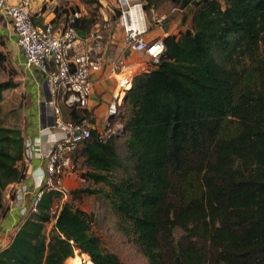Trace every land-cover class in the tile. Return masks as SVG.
<instances>
[{
    "label": "trees",
    "instance_id": "trees-1",
    "mask_svg": "<svg viewBox=\"0 0 264 264\" xmlns=\"http://www.w3.org/2000/svg\"><path fill=\"white\" fill-rule=\"evenodd\" d=\"M170 1L188 8L189 24L164 36L153 66L133 77L124 156L115 135L102 142L95 129L74 152L80 176L107 189L70 191L56 217L62 194L45 191L0 264H65L76 252L124 264L103 247L93 215L73 204L100 193L147 264H264V0ZM87 20L90 28L94 14ZM14 85L0 83V102ZM24 152L23 132L0 125V212L25 179Z\"/></svg>",
    "mask_w": 264,
    "mask_h": 264
},
{
    "label": "built area",
    "instance_id": "built-area-1",
    "mask_svg": "<svg viewBox=\"0 0 264 264\" xmlns=\"http://www.w3.org/2000/svg\"><path fill=\"white\" fill-rule=\"evenodd\" d=\"M33 2L0 0V18L9 23L16 36V44L24 56L23 67L37 70L46 82L50 100H44L43 129L58 132L61 137L49 144L44 155L41 153L39 138L24 139L25 164L38 157L44 160L45 167L40 182L32 190L24 181L15 186V198L12 201L19 207L22 223L38 211L45 191L54 189L62 194V200L55 203L50 211L54 217L58 215L62 203L69 198L70 191L64 184V178L74 170L72 156L79 145L91 136L92 127L86 120L87 115L81 122L64 120L62 107L86 109L93 89V74L104 68L106 61L103 53L112 38L118 35L125 48L140 52L152 61H156L164 51L162 38L147 36L150 25L141 0H115L113 9L120 12L119 16L113 19L104 12L101 17L96 14L94 24L87 30L81 29L87 19L82 10H74L65 15L66 22L60 28L54 21L55 16L43 24H37L31 8ZM57 6L55 0H48L43 9L54 13ZM132 8H136L133 14ZM177 10L179 7L174 6L171 12ZM164 19L165 15L154 21L160 23ZM108 65L116 81V88L107 108L104 128L99 132L102 142L115 133L113 125L120 116L133 77L145 68L127 64L121 56L110 60ZM30 191H33V196L26 204L25 196Z\"/></svg>",
    "mask_w": 264,
    "mask_h": 264
},
{
    "label": "crops",
    "instance_id": "crops-1",
    "mask_svg": "<svg viewBox=\"0 0 264 264\" xmlns=\"http://www.w3.org/2000/svg\"><path fill=\"white\" fill-rule=\"evenodd\" d=\"M7 1L15 2L16 0ZM47 1L48 0H34L31 8L35 14L36 23L43 24L45 21L55 16L54 21L58 28L63 27L66 22L65 15L63 16L56 12L49 13L47 10H44L43 6ZM55 1L57 5H59L58 0ZM189 20L190 16L188 15L187 7L179 8V10L173 12L172 15L166 16V19L160 23H155L154 19H149L147 21L150 25V31L147 36L151 38L157 36L163 38L168 34H178L188 26ZM151 33L155 35H150ZM0 37L4 40L3 49L8 55V58H10L15 64L14 66L16 70L23 72L26 75L25 77L28 80V84L34 91H36L35 95L39 97L38 90L40 88L44 94L42 87L44 79L37 70L25 69L23 67V53L16 44V36L11 26L3 18H0ZM119 56L124 58L127 64L141 68L145 65L143 60L145 56L142 53L125 48L118 35L117 37L112 38V41L107 46V50L103 53V57L106 61L104 68L93 74V89L89 97L88 106L85 109L87 111L88 119H92V129H95L98 133L104 128L107 108L112 101L113 93L116 88V81L111 76V69L108 62ZM42 98H45L44 95ZM41 103V100L38 98V105H41ZM125 114L126 107L125 102H123V106L120 109V116L113 125V130L115 132L113 135L116 136V139L122 137L120 135H122L123 131ZM43 117V107H41V111L34 112V115L29 119V125L23 132V135L24 139L34 140V138H39L41 142V153L44 155L47 153L49 144L60 138L61 134L55 131L44 130L43 127L45 122ZM44 167V160L38 157L31 159L29 163L26 164V176L23 181L31 190L40 182L42 175L44 174ZM8 194L9 191H6V198L4 201L5 210L0 212V250L9 245L22 223L19 214V207L9 199ZM31 196H33V191H30L29 195L25 196L24 203L27 204Z\"/></svg>",
    "mask_w": 264,
    "mask_h": 264
},
{
    "label": "rangeland",
    "instance_id": "rangeland-1",
    "mask_svg": "<svg viewBox=\"0 0 264 264\" xmlns=\"http://www.w3.org/2000/svg\"><path fill=\"white\" fill-rule=\"evenodd\" d=\"M141 2L147 20L157 19L164 15H172L171 9L174 6L179 7L170 0H141ZM58 3L59 5L55 8V12L63 16L71 14L74 10H82L87 17H90L91 13L101 17L102 12L111 17L116 15V11L113 9L116 3L115 0H58ZM96 20L101 21L98 18ZM81 29H89L87 19L83 22ZM150 35L155 34L151 33ZM3 46L4 40L0 37V53L4 55V58L0 59V83L11 81L15 85L2 91L0 125L16 127L24 132L34 112L41 111L42 106L38 105V98L43 102L42 96L44 94L40 88L38 90L39 97L35 95L36 91L28 84L26 75L15 69V64L8 58ZM143 60L145 68L142 72H145L149 67L153 66V61L147 57H144ZM41 77L43 78L42 75ZM62 109L65 112L66 107H62ZM117 145L119 156L122 158L125 153L122 137L117 139ZM76 156L77 152L72 158L74 169L76 170H73L70 175L64 178V184L68 190L72 191L86 187L106 190L107 187L105 185L93 184L80 176V161L77 160L76 163ZM121 174V170L117 169L113 172V178L116 180ZM73 204L93 215V230L100 237L102 245L107 251L116 254L124 264H147L146 258L137 247L119 230L117 218L109 210L107 200L103 194L83 195L80 200L73 201ZM72 258L79 259L78 263H73ZM72 258L68 259L69 261L67 260L65 264H91L88 256H83L79 252H76Z\"/></svg>",
    "mask_w": 264,
    "mask_h": 264
},
{
    "label": "water",
    "instance_id": "water-1",
    "mask_svg": "<svg viewBox=\"0 0 264 264\" xmlns=\"http://www.w3.org/2000/svg\"><path fill=\"white\" fill-rule=\"evenodd\" d=\"M42 87H43V90H44V100L45 101H49L50 100V97H49V94H48V91H47V87H46V82L44 81L43 84H42ZM44 105V101L41 103V106L43 107Z\"/></svg>",
    "mask_w": 264,
    "mask_h": 264
},
{
    "label": "bare ground",
    "instance_id": "bare-ground-1",
    "mask_svg": "<svg viewBox=\"0 0 264 264\" xmlns=\"http://www.w3.org/2000/svg\"><path fill=\"white\" fill-rule=\"evenodd\" d=\"M134 9H136V8H132V9H131V13H132V14L134 13ZM81 255L84 256L85 254H81ZM86 256H87V255H86ZM72 260H73V263H76V262L78 263V261H79V259H75V258H72ZM83 260H84V259H83ZM68 261H69V260H68ZM81 261H82V260H81Z\"/></svg>",
    "mask_w": 264,
    "mask_h": 264
}]
</instances>
